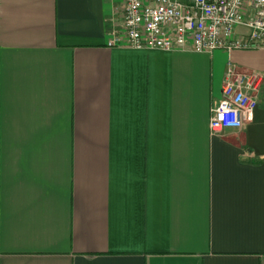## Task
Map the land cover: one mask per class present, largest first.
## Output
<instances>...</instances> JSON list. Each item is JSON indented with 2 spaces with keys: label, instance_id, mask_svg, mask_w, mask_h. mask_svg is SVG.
Returning <instances> with one entry per match:
<instances>
[{
  "label": "crops",
  "instance_id": "1",
  "mask_svg": "<svg viewBox=\"0 0 264 264\" xmlns=\"http://www.w3.org/2000/svg\"><path fill=\"white\" fill-rule=\"evenodd\" d=\"M107 0H0V264H264V49L109 46ZM241 29V28H240Z\"/></svg>",
  "mask_w": 264,
  "mask_h": 264
},
{
  "label": "built area",
  "instance_id": "2",
  "mask_svg": "<svg viewBox=\"0 0 264 264\" xmlns=\"http://www.w3.org/2000/svg\"><path fill=\"white\" fill-rule=\"evenodd\" d=\"M109 46L214 53L264 49V0H107ZM241 28V29H240ZM264 77L228 68L212 111L214 134L238 130L258 106Z\"/></svg>",
  "mask_w": 264,
  "mask_h": 264
}]
</instances>
